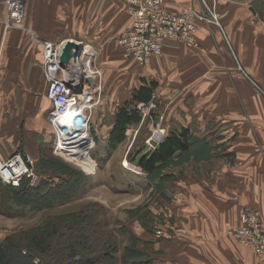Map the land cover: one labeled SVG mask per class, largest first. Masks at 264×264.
Here are the masks:
<instances>
[{
    "label": "crops",
    "instance_id": "1",
    "mask_svg": "<svg viewBox=\"0 0 264 264\" xmlns=\"http://www.w3.org/2000/svg\"><path fill=\"white\" fill-rule=\"evenodd\" d=\"M205 1L218 16L219 27L197 22L198 48L167 41L162 55L140 66L137 74L144 82L156 83L153 94L165 105V130L168 134L186 130L188 146L167 160L169 175L147 172L158 176V182L141 188L153 193L151 219L160 218L162 227L143 221L134 235L149 264H264V256L227 235L239 224L245 206L259 211L264 230V138L240 135L238 106L224 110L223 103L207 99L236 95L234 81L241 82L239 74L261 90L236 56L244 54L240 46L252 56L258 49L264 53V0ZM25 3L21 27L8 30L4 28L6 10L0 5V161L19 152L34 160L43 151L51 103L43 89L40 43L72 38L67 34L75 32L72 25L80 18V0ZM164 6L172 13L183 8L207 12L197 0H167ZM126 18L129 21L127 13ZM229 55L235 58L236 69ZM260 63L264 83V55ZM248 65V72L257 71L256 65ZM1 66L6 67L2 74ZM119 72L127 75L122 69ZM125 86L116 82L106 104L99 106L107 108V116L102 127L95 124L98 133L93 136L103 138L99 142L107 146L117 109L127 100ZM156 229L163 235L157 237Z\"/></svg>",
    "mask_w": 264,
    "mask_h": 264
},
{
    "label": "rangeland",
    "instance_id": "2",
    "mask_svg": "<svg viewBox=\"0 0 264 264\" xmlns=\"http://www.w3.org/2000/svg\"><path fill=\"white\" fill-rule=\"evenodd\" d=\"M125 10L122 0H80L78 9L80 18L75 26L72 25L75 32L67 35L75 40L84 42L85 45L92 49L94 53L92 65L99 71L96 74L95 93L90 96V105L93 106L95 104V106L94 109H91L92 111L88 110L87 112L89 117L91 116L90 125L94 145H92L89 152L75 151L71 153L69 151L73 150H64V155L55 154L52 150L55 133L48 123L50 129L48 131V139L46 141L43 140V151L38 159L29 158L33 172L36 175L34 185L36 186L40 181H43V192H45L49 186L56 183L60 184L61 179L76 180L78 184L69 190V194L64 200L61 199L63 201L62 204L54 202V200V203L42 209L40 206L22 209L24 208L22 207L24 206L23 202H25L22 197L20 200L13 193L0 191V247L8 239L19 237L39 227L44 218L86 211L94 213V217H97L92 227L93 230H98L97 234L103 232L118 234V237L114 235L113 239L117 238L119 245L121 244L119 249L121 257H124L127 253L126 250L137 246L133 236H135L138 224L144 221L156 226L158 222H161L160 218L155 219V221L151 219L152 214L149 211V207L154 200L153 193L144 187V190L141 188L153 182L157 184L158 176H150L147 172L141 171L136 165V161L140 156L152 151L147 143V139L150 138L152 133L155 130H165V113L163 112L165 105L163 102L160 103L158 97L153 94V99L147 105L139 107L140 104H137L136 110H139L141 121L128 127L127 130L130 131L126 139L122 144L116 146L108 156V146L104 142H99L103 141V138L96 140V136H93V134L98 133L95 124H100V127H102L103 118L107 116L104 110L107 108L99 106L102 103L106 104L109 99L108 92H110V95L111 88L116 82L121 81L126 84L127 101L132 98L133 91L140 86V83L146 85L151 83V81L144 82L140 80L137 75L139 70H141L140 66L124 60L120 50L115 46L118 32L121 33L129 26V21L126 18L127 11L125 12ZM65 23L66 19L64 17ZM41 37H43V33ZM240 49L244 54L243 56L240 55V57L235 55L236 59L250 76L249 78L261 90L256 89L245 76L237 74L241 82L234 81L238 89L236 95L231 97L227 95L215 96L207 99L212 104L223 103L224 110H226V106H238L237 120L240 122V135L262 139L264 138V83L262 63L260 62L263 60L264 53L261 49H258L255 56H252L247 53L248 50L241 46ZM230 55L228 60L236 69L238 66L237 62ZM248 63L256 65L257 71L255 73L247 71ZM4 68L6 67L1 66V74L4 72ZM120 69L124 73L127 72V75L121 74L119 72ZM41 71L43 89L45 90L46 88L47 90L42 64ZM133 107V105L129 106L130 109L135 108ZM92 118L95 119L94 126ZM167 134L165 130L164 139ZM49 139L51 140L50 148L47 147ZM71 148L75 149L74 146H71ZM17 154H20V152ZM13 156L16 155L14 154ZM181 161L183 159L179 160V162ZM168 167L167 162H165L155 171V174L169 175ZM180 168H183V166ZM27 180L29 185L30 179ZM0 182L4 186H9L2 180ZM22 183L25 184L26 182L22 181ZM22 183L20 182L19 185ZM34 185L30 184V186ZM65 185L61 188H67ZM9 188V190L14 192V189L16 190L19 187ZM156 195L159 196L158 193ZM5 206H11L10 210H7ZM158 226L162 227L160 224Z\"/></svg>",
    "mask_w": 264,
    "mask_h": 264
},
{
    "label": "built area",
    "instance_id": "3",
    "mask_svg": "<svg viewBox=\"0 0 264 264\" xmlns=\"http://www.w3.org/2000/svg\"><path fill=\"white\" fill-rule=\"evenodd\" d=\"M166 1L123 0L129 16V26L119 34L116 42L124 60L134 62L141 67L145 66L152 59L162 55L167 41H175L190 48H198L197 22L219 27L218 16L205 0H197V2L207 12L183 8L177 13L169 12L165 8ZM0 5H3L6 10L4 28L6 30L19 29L25 18V0H2ZM77 42L70 44L64 39L59 42L44 40L40 43L42 65L47 82L46 96L51 103L48 123L55 133L52 145L55 154L64 155V150H67L64 145L70 144L69 141L73 142V140L76 145L80 143V146L89 147L91 145L90 147H92L94 145L90 125L91 116L89 117L87 112L94 109L95 106V104L90 105V96L95 93L96 74L99 71L93 65L90 69L91 73L84 71L83 59L87 53L85 52L86 45L82 41L77 40ZM68 44L72 46V49L67 50L68 58L61 61L63 51ZM76 46L80 47L78 56ZM92 60L93 58L91 64ZM78 90L80 92H77ZM143 106L145 105L140 103L139 107ZM69 109L74 113L77 112L88 117L87 141H81V138L76 139V136H73L74 139L70 135L66 139L60 138L65 133L71 134L75 129L72 127L71 120L63 119ZM156 131L147 139L152 150L163 141L165 136V130H159V134H156ZM15 155L6 161H0V180L12 187H18L21 180L27 178L30 179V184L34 185L36 175L33 172L31 160L21 154ZM155 234L160 235L162 231L156 230ZM227 235L253 250L257 256H264V230L258 210L249 206L243 207L239 215V224L228 230ZM34 263L37 264L38 259H35Z\"/></svg>",
    "mask_w": 264,
    "mask_h": 264
},
{
    "label": "trees",
    "instance_id": "4",
    "mask_svg": "<svg viewBox=\"0 0 264 264\" xmlns=\"http://www.w3.org/2000/svg\"><path fill=\"white\" fill-rule=\"evenodd\" d=\"M155 88V82H151L149 85L142 83L133 91L132 98L118 107L109 133L107 156L116 148V145L125 140L127 128L141 121L136 106L140 103L147 105L152 100ZM130 105L135 108L130 109ZM186 137V130L167 134L164 141L154 150L140 156L136 161V165L142 171L152 173L167 162L177 150L187 149ZM22 181L26 183L23 184ZM22 181L23 185L20 184L18 189H14V192L9 190V187H15L4 186L0 182V191H8L15 194L20 200L21 197L25 200L22 209H31L32 206H40L42 209L54 202L62 204L61 199L64 200L69 194V190L78 184L76 180L61 179L60 184L51 185L43 192V181H40L36 186L28 185L27 178H23ZM64 185L67 188H61ZM10 207L5 206L7 210H10ZM96 218L94 213L86 211L44 218L39 227L19 237L8 239L0 247V264H36L34 263L35 259H38L37 264L150 263L143 259L141 248L138 246L126 250V256L121 257L119 249L121 244L119 245L117 238L113 239L115 234L110 233L112 234L110 235L105 232L97 234L98 230H93L92 227ZM162 235L163 232L156 236L160 237ZM115 237H118V234ZM133 237L136 240V237Z\"/></svg>",
    "mask_w": 264,
    "mask_h": 264
},
{
    "label": "bare ground",
    "instance_id": "5",
    "mask_svg": "<svg viewBox=\"0 0 264 264\" xmlns=\"http://www.w3.org/2000/svg\"><path fill=\"white\" fill-rule=\"evenodd\" d=\"M66 40L70 44L77 42V40H75L73 38H68ZM77 43H79V42H77ZM70 49H72V47ZM85 52H87V53H86V57L83 59V68H84V71L86 73H91V71H90V69H92L91 59L93 58L92 56H94V53L88 45L85 46ZM90 80H91V78H90ZM64 116H65V117H63L64 120H71L72 127H75V129L72 131L71 134L65 133L60 138L66 139L70 135V136H72V138H74L73 136H76L75 137L76 139L81 138V141H87L88 140V133H89L88 132L89 131L88 117L87 116L85 117L83 114H78L77 112L74 113V111L71 109H69L67 114ZM85 121H87V122L85 123ZM155 133L159 134V130H157ZM69 143L70 144L64 145V146H65V149L67 148L68 151L73 150V151H69L71 153L75 152V151L87 152L91 148L90 147L91 145L89 147L80 146V143L76 145L74 140H73V142L69 141ZM71 146H74L75 149H72Z\"/></svg>",
    "mask_w": 264,
    "mask_h": 264
},
{
    "label": "water",
    "instance_id": "6",
    "mask_svg": "<svg viewBox=\"0 0 264 264\" xmlns=\"http://www.w3.org/2000/svg\"><path fill=\"white\" fill-rule=\"evenodd\" d=\"M72 46L70 44L67 45V47L65 48V50L63 51L62 57H61V61H64L68 58V54H67V50H69ZM77 51V56L79 54L80 51V47L76 46ZM77 92H80V90H78Z\"/></svg>",
    "mask_w": 264,
    "mask_h": 264
}]
</instances>
